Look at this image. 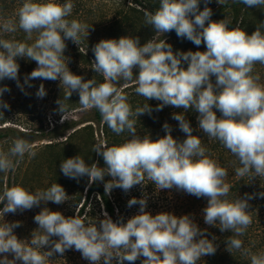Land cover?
<instances>
[{
	"label": "clouds",
	"instance_id": "1",
	"mask_svg": "<svg viewBox=\"0 0 264 264\" xmlns=\"http://www.w3.org/2000/svg\"><path fill=\"white\" fill-rule=\"evenodd\" d=\"M233 2L264 10V0ZM203 3L201 10V0H159L154 12H144L145 24L156 34L175 31L178 38L192 42L197 49L203 45V51H174L166 39L152 38L143 45L139 36L102 39L92 48L95 58L91 69L103 77L98 83L71 72L70 58L64 55L67 40L79 45L81 36L89 35L90 26L69 19L72 0H22L15 19L0 18V81H15L27 95L25 89L33 86L34 79L59 80L64 96L57 99L56 111L63 119L67 111L64 101L78 93L83 109H97L115 134L129 133V139L121 144L94 147L104 167L98 162L88 164L79 155L63 160L60 170L65 177L77 182L87 177L89 184L103 183L107 193L113 189L128 193L137 185L143 188L147 179L158 191L175 189L205 198V225L232 234L225 241L226 251H240L250 256L251 264H264V252L252 253L238 238L252 223L250 201L257 195L264 197V192L229 199L227 169L207 155L201 137L193 134L185 115L194 110L196 130L219 141L237 159L236 176L251 181L264 178V84L260 75L254 74L255 65H264V21L248 34L240 26L230 27L227 18L212 20L210 0ZM217 3L222 5L226 0ZM18 30L25 34L24 42L2 38ZM18 58L37 64L23 83ZM134 70L138 74L134 75ZM121 81L124 86L133 82L135 94L157 101L156 107L148 103L133 112ZM10 91L0 84V110L10 108L3 99ZM36 96H46L43 83ZM166 106L183 109V113L173 112L172 119L185 138H174L168 122L162 126L165 135L155 140L138 135L133 117L151 115ZM26 154L34 158L36 152L27 140L16 138L7 152L0 151V173L14 171ZM148 199L146 193L132 197L127 207L138 205V212L115 221L106 211L95 222H86L77 213L65 216L43 207L34 216L38 227L29 240L14 232L22 222L6 221L5 215L22 213L41 203L62 205L69 196L58 183L35 193L19 185L6 187L0 194V264H51L52 257H63L69 250L78 251L88 264H199L203 257L216 253L217 237L209 239L208 228H200L192 215H153L147 211Z\"/></svg>",
	"mask_w": 264,
	"mask_h": 264
},
{
	"label": "trees",
	"instance_id": "2",
	"mask_svg": "<svg viewBox=\"0 0 264 264\" xmlns=\"http://www.w3.org/2000/svg\"><path fill=\"white\" fill-rule=\"evenodd\" d=\"M61 3L64 0H60ZM74 4V9L72 15L69 19H76L82 24L90 26L89 35L81 36L79 45H76L71 40H67V48L64 53L66 57H69L70 66H75L77 63L83 68H75L79 70L81 76H86V68H91V62L94 60V54L92 52L93 46L102 39H118L121 36H139L140 43L143 45L149 39L156 38L158 34L154 32L151 26L145 24L144 12L145 10L154 12L159 7V0H128L124 3V8L116 11L114 16H107L100 14L102 11L104 0H72ZM22 0H0V18H12L15 19V12L21 5ZM212 8L213 15L212 20L218 19L222 13L230 12V27L240 26L248 34L255 31L256 27L259 25L257 21H264V10L259 9L255 11V7L248 8L242 3H234L233 0H226V3L220 5H213ZM168 37L176 35L175 31L166 33ZM2 38L6 39H16L18 41H25V34L22 31H17L14 34H3ZM35 39V36L33 37ZM162 39V38H161ZM160 40V38L158 39ZM31 43L32 41H27ZM18 63L20 65L19 74L21 83H23L24 76L30 74L36 67L35 61L27 60L24 58H18ZM85 66V67H84ZM71 68V67H70ZM72 69V68H71ZM91 74L98 83L103 82V77L96 74L92 69ZM57 81V80H56ZM56 81L43 80L40 78L31 81L33 85V91L28 90V94L25 95L16 85V82L12 80L5 79L0 81V84L7 85L11 91L6 92L3 95V99L10 105L9 109H2V115H0V126L7 123L5 120L9 118L11 113V103L12 98L15 95L23 100L29 99L27 103L22 102L20 104L23 112H29L37 108L36 102V92L41 83L44 84L45 90L47 91L49 86H53ZM133 82H128V85ZM134 85V84H133ZM121 87H124V82L121 81ZM54 90L56 87H53ZM124 87V92L127 96L132 91ZM51 93V91H48ZM22 94V95H21ZM64 96V93H61ZM31 95V96H30ZM6 97L10 99L7 100ZM58 98V97H57ZM67 105V111H73L82 106L79 104V96H72L69 100L64 101ZM177 112L183 113V109H178ZM93 116V122L102 126V133L107 138V144L109 146L118 145L121 143H111L113 140H118L117 134H115L108 126L103 122L99 111L95 108L91 109ZM186 118L190 121L191 126L194 129L193 134L201 137L202 146L207 149V155L210 158L217 161V163L227 169L228 176L225 182L231 185L229 199H235L237 196H243L245 193H260L264 192V178H257L251 181L249 177H244L243 179L235 175V168L239 166L237 159L226 149L224 146L215 139H210L206 134L196 130L197 129V113L194 110H189L185 113ZM219 116V112H217ZM134 118V117H133ZM157 123V121H156ZM80 123L63 119L61 124H56V126L45 133L44 136L50 140L59 139L66 136L69 131L74 130L78 127ZM162 124L158 125L156 129L154 128L153 139L163 136L164 131ZM92 126L88 125L80 129H76L72 137L79 130L83 131L92 130ZM92 133L94 134L93 130ZM175 133L177 134L178 140H183L185 134L181 132L178 128V122L176 121ZM16 134V135H15ZM13 135L17 138L26 139L30 135L28 132H19L9 127H0V141L8 138H13ZM36 135V134H35ZM44 138V137H43ZM85 159L86 163L91 164L93 162H98L100 167H104L103 158L98 156L94 150L92 153L86 154L80 152L78 154ZM110 179V177H105V180ZM146 186L143 188L139 185L133 187L128 193H125L121 189H113L110 193L105 192L103 183L97 182L93 184L88 183V178L83 177L77 182L74 179H70L68 184V193L71 191L73 194L72 204L75 206L76 211L64 214L65 216H72L75 213L79 214L81 218L85 219L86 222H95L98 218H102L103 213L106 211L109 216L115 221L119 216H124L125 220L136 214L138 212L139 206H133L132 208L127 207V202L132 197H141L143 193H146L149 197L147 211L151 212L153 215L160 212H171L177 216L181 215H192L195 222L200 228H208V238L211 239L212 235L217 237L216 243L218 245L217 251L214 255H209L203 257L199 264H251L250 256L243 255L240 251L233 250L230 253L226 251L225 241L230 232L221 233L217 227H209L205 225L203 220L202 209L207 206V200L205 198H197L193 195H189L184 192L172 190H156L155 186L151 184L147 179L145 180ZM6 187H12L11 175L8 176ZM3 192V191H2ZM2 192L0 194H2ZM251 208L249 209V215L251 216L252 223L246 230L245 234L241 237L244 243V247L248 248L252 253L264 252V197L257 195L254 199L250 201ZM3 205H0L2 208ZM5 219V218H4ZM2 222V218H0ZM27 224L22 223L21 227L14 230L15 234L20 239H26L25 237H31V232L36 229L32 227L26 229ZM27 231V235L23 236V232ZM51 259L53 261L51 264H88V262L81 258V254L75 250L66 251L63 257L54 256ZM136 264H140L139 261Z\"/></svg>",
	"mask_w": 264,
	"mask_h": 264
},
{
	"label": "rangeland",
	"instance_id": "3",
	"mask_svg": "<svg viewBox=\"0 0 264 264\" xmlns=\"http://www.w3.org/2000/svg\"><path fill=\"white\" fill-rule=\"evenodd\" d=\"M125 1L126 0H104V5L100 14L114 16V13L116 11L124 8ZM130 1L131 0H128V2ZM214 4H218L217 0H210L208 7L212 9L214 8ZM204 6L205 5L203 3V0H201V10ZM258 10L259 8H255V11ZM224 18H227L230 21V12L222 13L221 16L215 20L218 21ZM257 23L260 24L261 22L257 21ZM159 38L166 39L167 42L173 46L174 51L204 50L203 45H201L200 48L197 49V47L192 42L186 39H180L177 37V35L168 37L166 34H164L163 36L158 34L155 39L158 40ZM68 67L70 71L76 75H80L79 68H83L77 63L75 64V66L68 65ZM75 68H78L79 70H75ZM85 68V80L92 79L93 75L90 73L91 68ZM135 74H138L137 70H134V75ZM254 74H259L261 77L260 83L264 84V65H255ZM133 84L134 83L124 86H129L128 89H132V91L128 94V102L130 103L133 112H135L137 107H143L148 103L153 108H155L157 101H147L142 96L135 94V84ZM53 87H56V89L54 90ZM33 88L34 87H26L25 91L28 92L29 89L33 91ZM48 91H51V93H48ZM61 93H64V91L60 86V81L57 80L53 86L48 87L45 97L38 98L35 94L37 108L29 111L32 113L23 112V109L20 106L22 102L27 103L29 96H27L26 100L18 97L20 96V94L18 96L15 95V98H12L13 100L11 103V110H9L11 113L9 114V118L5 120L7 123L1 125L0 127H9L19 132L30 133V135L27 136L25 140H27L33 146V150L36 152V155L33 158L29 157L26 154L24 159L16 165L14 171L0 173V193L6 188L8 176L11 175L12 187L19 185L24 187L26 190L35 193L38 191L46 190L52 184L58 183L64 187L67 194L69 189L67 186L70 182V179L65 177L61 172V162L67 158L77 156L80 152H84L86 154L92 153L96 145L107 143V138L102 133L103 125L99 126L92 121L93 116L91 113V109L85 110L83 108L65 112L64 119L80 123L76 129H80L85 126L88 127V125H91L93 127L92 130L94 134L92 133L91 129L89 130V133L88 130L83 131L84 129H82L75 133L72 137H69L76 130L74 129L69 131L66 136L55 140H50L46 138V136H44L45 133L53 129L56 124H61L63 121L62 114L56 111V109L58 108V105L56 104L57 99L63 98ZM73 95L75 98L76 96H79L78 93H73ZM6 98L7 100L10 99L9 97ZM177 111L178 109L166 106L161 111H153L151 115L143 114L139 118L134 117V119H136L135 127L137 134L141 136L150 135L153 139L152 132L154 131V128L156 129L158 125H163L165 122H168L173 127V137L178 139L177 134L175 133L176 121L172 119V113ZM15 135H13V138H8L0 141V151L7 152L13 141L17 138V136ZM163 135H165V132ZM127 139H129V133L125 131L118 136L117 141L113 140L114 142L111 143H123ZM12 159L15 160L17 158L13 157ZM68 196L69 201L62 205H57L52 202H48L46 205L44 203H41L39 207H34L31 210H26L22 213H9L6 214L4 218L9 222L21 221L22 223H26V229H28V227L37 228L38 225L34 222V216L39 213L43 207H48L52 211H61L63 214H68L72 211H76L75 206L72 204L73 194L71 193V191L69 192ZM27 233V231H24L23 236H26ZM25 238L30 240L31 237L26 236Z\"/></svg>",
	"mask_w": 264,
	"mask_h": 264
}]
</instances>
